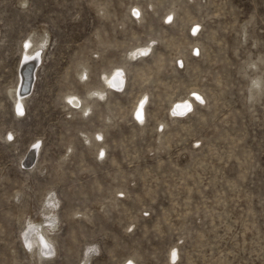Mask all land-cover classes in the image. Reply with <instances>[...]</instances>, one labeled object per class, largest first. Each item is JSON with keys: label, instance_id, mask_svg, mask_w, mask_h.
<instances>
[{"label": "rangeland", "instance_id": "obj_1", "mask_svg": "<svg viewBox=\"0 0 264 264\" xmlns=\"http://www.w3.org/2000/svg\"><path fill=\"white\" fill-rule=\"evenodd\" d=\"M33 37L45 41L18 112L9 90ZM122 64L120 88L87 115L70 108L66 95ZM54 219L51 246L31 254ZM130 256L264 264V0H0V264Z\"/></svg>", "mask_w": 264, "mask_h": 264}, {"label": "bare ground", "instance_id": "obj_2", "mask_svg": "<svg viewBox=\"0 0 264 264\" xmlns=\"http://www.w3.org/2000/svg\"><path fill=\"white\" fill-rule=\"evenodd\" d=\"M141 7L142 6H140L138 3H135V4H133L131 6V9L133 10L134 14L135 15H138V17H140V18L142 16V13H141L142 12L141 11L142 8ZM102 10H105V9H102ZM168 13H170V15H171L172 11H169ZM194 29L195 30L197 29V24H195ZM34 39L35 38L33 37V39L32 38H29L27 40V42H28L29 45H28V48L26 49V51H24V53H23L22 65H21L20 72H19V85H16L13 89H10L9 90V94H10V96H11V98L13 100L14 106L16 107V110L18 112H19V110L21 108H23V103H24V98H25L24 95L28 91V89L30 87L31 80H32V75H33L32 74L33 73L32 67H33L34 62H37V60L41 56V53H42V45L44 44V41H45L44 37H42V39H40V40H34ZM148 48H149V45L148 44L141 45L139 48H137L135 46H132L130 48V50L126 54H127V56H128L129 59H133L137 55L141 54L142 52H145L146 53V51L148 50ZM145 53L143 55H145ZM143 55H141L139 58H142L143 59L144 58V57H142ZM153 58H154V56H153ZM142 59H140V60L143 63V60ZM150 60L149 61L147 60V61L150 63L151 62ZM156 60H158L157 57H156ZM152 61H153V59H152ZM151 67H153V66H150L149 69H151ZM123 68H124V66L122 64V65H117L116 67H114L110 71H103L102 74L99 75V84H98V86H96L94 88L88 89L85 96H80V95H78L76 93H71V94L66 95L65 96V99L67 101V104L72 109H79V111L82 112L83 114L86 113V112H89L90 111V108H91L90 107L91 104H94V105L98 104L97 101L99 100V98L101 96L104 97L107 94L105 87H107L108 90L111 89V91H112L113 88H116V87L117 88L118 87L120 88L122 86V84L124 82V78H125V76L123 74V72L125 73V69L123 71ZM80 71H81V69H80ZM117 73H119L120 75L117 76ZM135 73L136 72H134V74ZM146 73H147V71H146ZM79 75H80V77H83V78L84 77H87L88 78V75L89 74L87 73L86 64H84L83 70L79 73ZM262 82H263V80H262V78L260 76H257V77H254L253 78V86H255L259 91L262 90V86H261L262 85ZM123 91H124V89H123ZM193 92H194V95H192L193 97H191V96L188 95L186 97L179 98V99H177L175 101H172L173 103L171 105L170 112L173 115H175V116H180V115L183 116V114L186 115V113L189 111L190 107L193 106L192 105L193 104V98L194 97H199L200 98V94L201 93L197 92V90H193ZM148 94H149V92L147 93V95ZM146 97L147 96L144 95L143 96V99L146 98ZM96 99H98V100L96 101ZM141 100H142V97L140 98V100H137V103H136L135 108L133 110V115L136 113V116H137V114L139 113L140 114V117L142 118V120H144L145 119V110H144V107H145L146 99L143 100V101H141ZM148 102H149V100H148ZM134 103H135V101H134ZM99 104H100V102H99ZM189 112H188V114H189ZM86 139L89 140L87 136H86ZM36 150H37V147L35 146L34 148H32V151H31V153H32V155L34 157L36 155ZM101 150H103V149H101ZM29 158L30 157H28L27 160L25 159L23 161V165L24 166H29V163L31 162V160ZM49 207H50L49 208V212H51L52 214H55L56 215L55 207L54 206H49ZM57 225H58V220L55 221V219L51 223L47 224L46 227H43L42 228V226L39 225V227H38L37 230L42 235L41 240H38V238L35 237V239H33L31 241V243H29L28 245H26V248H28V247L30 248V253L31 254H33L37 249H39L40 250L39 251V255L40 256L43 255L44 252H43V248L41 247V245L44 244L45 246H51L53 237H51L50 235L55 230V228L57 227ZM88 259L89 258L86 257L84 259L83 263L84 264H87L88 263ZM118 264H137V263L130 256V257L125 258L124 260L120 261Z\"/></svg>", "mask_w": 264, "mask_h": 264}, {"label": "clouds", "instance_id": "obj_3", "mask_svg": "<svg viewBox=\"0 0 264 264\" xmlns=\"http://www.w3.org/2000/svg\"><path fill=\"white\" fill-rule=\"evenodd\" d=\"M119 75H120V74H119V73H117V76H119ZM121 90H122V89H121ZM100 99H101V100H103V99H104V97H103V96H101V97H100ZM85 115H87V113H86ZM137 117H138V119L140 120V122L142 123V122H143V120H142V118L140 117V114H139V113L137 114ZM101 156H103V153H101Z\"/></svg>", "mask_w": 264, "mask_h": 264}, {"label": "snow or ice", "instance_id": "obj_4", "mask_svg": "<svg viewBox=\"0 0 264 264\" xmlns=\"http://www.w3.org/2000/svg\"><path fill=\"white\" fill-rule=\"evenodd\" d=\"M197 99H199V97H197ZM12 137L10 136L9 139H11ZM91 251V250H90ZM173 256H175V252L173 253Z\"/></svg>", "mask_w": 264, "mask_h": 264}]
</instances>
